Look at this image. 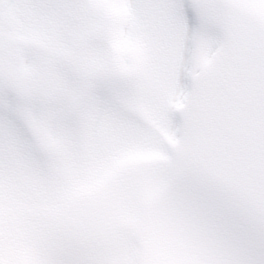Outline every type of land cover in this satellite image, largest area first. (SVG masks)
<instances>
[{"label":"snow or ice","instance_id":"obj_1","mask_svg":"<svg viewBox=\"0 0 264 264\" xmlns=\"http://www.w3.org/2000/svg\"><path fill=\"white\" fill-rule=\"evenodd\" d=\"M0 264H264V0H0Z\"/></svg>","mask_w":264,"mask_h":264}]
</instances>
